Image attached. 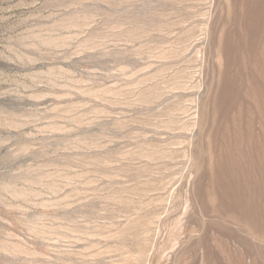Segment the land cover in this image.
Masks as SVG:
<instances>
[{
  "label": "rangeland",
  "instance_id": "rangeland-1",
  "mask_svg": "<svg viewBox=\"0 0 264 264\" xmlns=\"http://www.w3.org/2000/svg\"><path fill=\"white\" fill-rule=\"evenodd\" d=\"M0 264H264V0H0Z\"/></svg>",
  "mask_w": 264,
  "mask_h": 264
},
{
  "label": "bare ground",
  "instance_id": "bare-ground-1",
  "mask_svg": "<svg viewBox=\"0 0 264 264\" xmlns=\"http://www.w3.org/2000/svg\"><path fill=\"white\" fill-rule=\"evenodd\" d=\"M226 144V143H225ZM254 150V149H253ZM243 178V177H242Z\"/></svg>",
  "mask_w": 264,
  "mask_h": 264
}]
</instances>
